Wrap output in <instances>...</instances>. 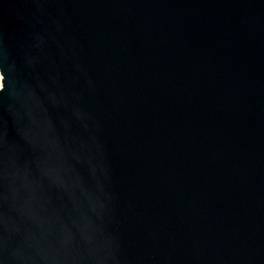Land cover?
<instances>
[{
    "label": "water",
    "instance_id": "obj_1",
    "mask_svg": "<svg viewBox=\"0 0 264 264\" xmlns=\"http://www.w3.org/2000/svg\"><path fill=\"white\" fill-rule=\"evenodd\" d=\"M0 264H264V0H0Z\"/></svg>",
    "mask_w": 264,
    "mask_h": 264
},
{
    "label": "bare ground",
    "instance_id": "obj_2",
    "mask_svg": "<svg viewBox=\"0 0 264 264\" xmlns=\"http://www.w3.org/2000/svg\"><path fill=\"white\" fill-rule=\"evenodd\" d=\"M0 85H1V78H0Z\"/></svg>",
    "mask_w": 264,
    "mask_h": 264
}]
</instances>
